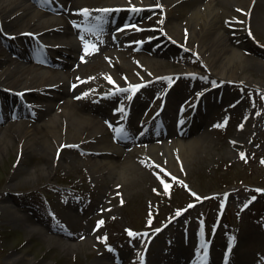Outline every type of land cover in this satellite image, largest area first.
I'll list each match as a JSON object with an SVG mask.
<instances>
[{"label":"rangeland","instance_id":"1","mask_svg":"<svg viewBox=\"0 0 264 264\" xmlns=\"http://www.w3.org/2000/svg\"><path fill=\"white\" fill-rule=\"evenodd\" d=\"M66 1H77L73 8L102 7L94 6L102 4L95 0ZM160 1L162 4L166 3L165 5L169 3L172 12L177 11L176 0ZM200 4L202 3L189 7L186 14L175 17L176 23L183 25L182 20L190 18L192 9L196 6L204 8V5ZM26 6H30L28 0L20 2V10L23 11ZM259 13L264 18V11ZM145 17H147L145 13L141 14L139 18L141 23H144ZM261 17L260 21L252 18V24L247 29L253 42L246 48L237 46L243 63L236 77L238 80L225 84L223 86L227 92L225 98L209 108L208 113L199 117L197 124L191 126L190 133L178 139L180 142L183 140L186 142L200 135V142L190 151L184 162L182 160L177 162L172 156L165 161L158 160L154 157L157 155L154 151L151 157L157 161L153 163L145 158L133 157L132 169H135L128 171L129 175L133 176L132 180L122 181L118 183L119 185L113 186L112 183L106 184L103 175H99L100 172L98 173V169L94 168L89 160L91 154L87 150L96 148L95 143L89 141L80 149L68 151L65 158H60L52 176L44 174L33 176L31 173L45 162L43 145L36 141L37 138L41 140L38 135H41L42 131H36L37 135L32 140L29 151L24 154L15 144L25 131V126L20 127L19 136L11 138V146L0 154V264H97L101 259L103 262L107 260L104 253H109L111 249H125L128 257L123 263H131L133 253L139 257L154 254L150 250L151 255L149 253L147 255V245L144 246L145 241L141 239L145 228L150 229L152 235L155 234L151 246L161 251L168 249L170 253L172 247H168V243L173 239L177 238L173 243L179 247V240L183 239L182 235L185 232L188 233L189 240L203 233L202 219L205 221L208 235L211 237L214 235L218 257L223 249L221 244L232 240L235 231L238 243L236 252H233V259L235 261L246 259L245 264H264V194L259 189L257 191L260 193H257L256 188L252 189L250 186L236 187L238 182L243 180L264 189V23ZM56 18L58 16L53 14L40 19L48 24V20L50 23V20ZM2 25L0 17V29H3V32L6 29L13 31L20 28L19 25L13 28ZM181 28L182 37L188 38L193 35L191 26ZM61 35L50 36L49 39L46 36L45 41L39 36L36 37L37 40L33 37L24 40H33L30 45L35 50L37 42L47 44L55 40H67L73 36ZM141 38L145 40L144 36ZM15 42H18L16 38L5 40L6 47L11 48V44ZM123 50L129 54L124 61L136 67L142 58H157L149 57L144 51L138 52L135 48ZM78 51L76 47L77 55ZM168 51L170 54L167 58H160L166 64L174 68L189 66L185 58L191 57L190 51V53ZM12 55L9 52L11 60L4 64L10 65V69H14L17 64L15 60H19ZM193 56L194 59L197 58L195 53ZM85 69L80 80H94L87 85L88 98H94L99 94L97 90L100 85L108 86L114 78L124 80V76L118 72V75L112 74L113 67L102 54L94 67ZM185 79L191 80V83L196 82V79ZM0 81L2 82L1 79ZM167 84V80H157L150 85L151 87L148 85L142 88L138 94L142 93V97L149 98L154 93H161ZM180 84L181 81L177 86ZM211 84L212 81L208 79L206 83H198L193 90L185 87L184 90L178 91L180 98L175 105L179 100L181 106L189 104L192 96L204 89L205 85ZM21 85L16 84L10 89L16 92ZM29 88L18 91L21 94L11 100L20 102L25 99L29 101L36 99L31 96ZM155 107V102H152L148 109L143 107L138 119L151 117ZM187 114H191V111H187L185 115ZM168 138L171 140L172 137ZM47 140L49 141V138ZM23 155L25 162L21 170L17 171L18 159ZM52 156L56 157L53 152ZM124 159L119 160L122 162ZM121 166L122 164L116 167V174H120ZM9 182L11 189L5 190V185ZM105 188L107 191L103 196L102 191ZM215 192L221 194L208 198ZM72 193L76 200L68 203L66 197ZM190 193H196L194 197L198 203L192 208H183L187 201L193 198ZM2 197L7 199L3 201ZM224 206L225 211L222 212ZM50 208L60 220L63 219L61 218L63 214L69 218L66 230L75 232L70 238L39 230H46V226L43 222L39 223L33 214L46 218L43 214ZM93 213L96 216L90 218ZM174 218L177 219L171 223V219ZM100 221L103 223L98 226ZM167 224L168 226L164 227ZM159 230L162 232L157 234ZM174 248L170 253L174 259L165 258L163 263L173 264L178 261L179 255L175 256ZM189 254L188 252L186 256ZM147 264L151 263L147 261Z\"/></svg>","mask_w":264,"mask_h":264},{"label":"bare ground","instance_id":"2","mask_svg":"<svg viewBox=\"0 0 264 264\" xmlns=\"http://www.w3.org/2000/svg\"><path fill=\"white\" fill-rule=\"evenodd\" d=\"M22 1L24 0H0L2 27L13 28L16 25L20 26L17 30L7 32L18 35L20 32L31 31L39 35L43 41H45L44 37L46 36L48 39L50 36H57L58 34L67 37L70 34L73 36L67 38V40L52 41L54 54L56 56H63L64 61L54 60L51 63L52 66L47 67L44 72L25 63L16 64L14 69H10V65H6L4 68L3 65L8 63L9 58L5 56L4 59L0 60V79L2 80V82L0 81V91L5 88H13L14 85L20 83L22 85L16 90L23 91L29 87L38 89V93L42 92L43 94L40 100H47L48 102L54 100L52 102L54 103L53 106H48L46 109L48 112L47 117H44L47 114L44 113L43 116L41 115L40 117L39 115L38 118L28 121L19 142L18 140L15 142L16 147H19V151H23L24 154L28 152L32 140L37 135L36 131L41 130L42 134L38 135L41 140L37 138L36 141H39L43 145L45 162L31 174L33 176L41 174L52 176L61 156L65 158L68 155L67 153H69L68 151L77 150V147L86 145L88 144V140H91L95 143L96 148L95 151H92L94 152L92 153V157L89 156V160L94 168L103 173V179L106 181V184L110 185L112 183L113 186L119 185L118 183L122 181L128 182L132 180L133 176H130L128 171L130 172L135 169H132L134 166L132 165L131 158L133 157L145 158L153 163L157 161L151 157V153L154 151L157 154L154 157H157L161 161L167 160L170 156L174 157L177 162L180 160L186 161V157L190 151L200 142V135L193 138L190 142L178 143L175 141L173 148H168L167 152L162 150L163 145L156 143L152 144V147L147 145L132 149L131 147L122 149L120 144L115 141L117 139L123 140L126 121L130 125L132 119H134V114H136L134 107L138 106L140 102L149 103L146 101L147 97H144V99L141 97L142 93L140 95L131 93L130 101L117 105V107H122V109L124 107L131 109L127 119L124 115L118 114L122 109L114 111L113 114L116 115L115 119L111 117L104 118V109L98 107L97 103L101 102L104 105L114 101L111 97L122 93L126 85H128V88H131L129 85L132 83L142 82L143 86L145 84L146 86H152L156 80L165 78L166 76H179L178 79L181 77V84L177 86L179 80L173 78L175 82L170 88L171 93L169 98L165 99L166 109L164 108L163 114L171 119L173 117L170 115L177 117L176 120H171L168 124L173 123L178 128L183 127L185 120L183 117H180L181 109L175 105V102L180 98L178 91L184 90L185 87L193 90L194 86L202 81V79L198 78L195 83H191L185 78L196 76L206 79L208 78L207 75H209L221 82L238 80L236 77L243 63L239 49L236 46L237 40L243 36H247L245 41L242 42L243 45L239 44L238 46L246 48L251 44L252 40L248 36L247 28L252 24V18L255 21H260L261 15L259 12L264 11V0H176L178 9L174 12L168 6L170 5L169 3L165 5L166 3L162 4L160 0H95L96 2H102V4L94 6L122 7L123 5H130L140 7V10L145 9L140 13L138 11H130V13L135 17L145 13L147 16L145 21L148 24L152 23L154 25L150 34L151 41L146 48L149 47V50H154L153 52L156 56H168V50L184 51L183 53L190 51L192 53L190 54L191 57L185 58L187 64L190 66L189 68H174L166 64L164 60L156 58L154 60H139L141 64L138 63V67L141 66L139 69L133 64L124 61L129 54L117 43V37L114 36V40H112L111 38H107L102 32L94 31L96 30L94 24L100 20V17H94L97 14L93 11V8H88L89 6H76L78 8L76 10L73 6L77 1H61L63 10L67 8L68 11L64 10L65 14H62L59 18L50 20V23L48 20L47 24L40 19L45 12L27 6L24 7L23 11L22 9L20 10V2ZM199 3H202L200 5H204V8L196 6L189 14L190 18L182 20L183 25L180 26L178 25L179 23H176L175 17L186 14L189 7ZM119 11H122V8ZM120 13L118 12L115 15V12H112L111 15H114V18H118V15L121 16ZM156 15H159V18ZM121 17L123 18V16ZM123 19L126 22L134 20L126 16ZM261 20L264 23L263 17H261ZM169 23H173L172 26H169ZM105 25L109 26L110 24L106 22L103 24L101 22V26L98 28ZM186 25L191 26L193 31V35L188 36V38L186 36L182 37L183 28L181 27H186ZM157 42H163L167 48L161 50L156 47L155 49L154 43L157 46ZM112 45L118 46L117 51L110 48ZM76 47H82L83 53L80 61L74 65L72 60L76 58ZM28 49H30L29 45ZM28 49L24 53L30 59L32 52L29 53ZM194 53L197 57L196 59L193 58ZM101 54L107 58L109 64L113 67L112 73L118 75V72L121 76H124L126 83H122L114 78L109 86L106 84L100 85L97 92L104 96L97 97L98 100L95 101V99L86 97L89 94L87 85L93 83L94 80L80 79L84 76L85 67H94L98 63ZM212 93L217 94V87H210L202 93L198 102L193 106L195 109L194 113L202 117L203 104L205 105V111L216 105L215 99L211 102L210 95ZM98 114L103 119H100ZM156 117L154 116V118ZM148 124V122L141 123L139 127L135 128L133 133L131 131L130 135L133 138L138 137L142 140L155 139V136L147 128ZM23 126V122H10L0 127L2 128L0 129V154L11 146V138H17L20 132L19 128ZM48 138L49 141L47 140ZM112 138L114 141H112ZM138 141L141 140H137L136 142ZM166 147L167 145L163 148L166 149ZM158 151L159 153H157ZM51 152L59 158L51 157ZM120 158L125 159L120 162ZM23 159L24 155L19 157L16 167L17 171L21 170V166L25 162V159ZM120 164H122L120 174H116V167ZM121 173L123 174L122 176ZM10 186L11 183H7L5 190L11 189ZM106 191L107 188L103 189V196H105ZM74 197V193L67 196V202L73 203L76 200ZM6 199L7 197H2L3 201ZM62 216V222L65 225L68 224L69 218L64 216V214ZM39 219L38 216L37 220L41 223L42 221ZM39 230L44 233L53 231L58 235H64L61 230L50 224L46 225V230ZM71 235V233H68V236ZM153 251L154 254L149 257L151 264H162V258L167 257L168 259L170 254L161 253L159 249L154 248ZM173 252L178 254L183 251L181 247L176 246ZM213 252L215 254L216 247ZM213 252L211 253L209 250L206 252L208 258H211ZM104 256L107 260L103 262L101 259L97 264H116L115 262L123 259L122 254L116 256L112 252H106ZM237 264H245V259L239 260Z\"/></svg>","mask_w":264,"mask_h":264},{"label":"snow or ice","instance_id":"3","mask_svg":"<svg viewBox=\"0 0 264 264\" xmlns=\"http://www.w3.org/2000/svg\"><path fill=\"white\" fill-rule=\"evenodd\" d=\"M133 11H138V9H132ZM101 11H104V12H107V11H110V10H108V9H102ZM241 155H243V154H241ZM189 207H191V205H189ZM177 214H179V213H177ZM101 223H103L102 221H100V222H98V226H99V224H101ZM129 235H132V233H129Z\"/></svg>","mask_w":264,"mask_h":264}]
</instances>
